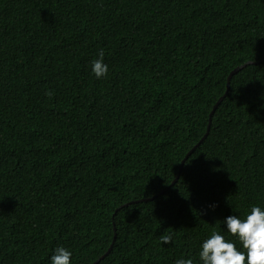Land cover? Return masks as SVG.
I'll return each mask as SVG.
<instances>
[{"label": "trees", "instance_id": "1", "mask_svg": "<svg viewBox=\"0 0 264 264\" xmlns=\"http://www.w3.org/2000/svg\"><path fill=\"white\" fill-rule=\"evenodd\" d=\"M263 57L264 0H0V264H94L114 228L98 264H202L214 230L242 249L224 221L264 208V61L171 184Z\"/></svg>", "mask_w": 264, "mask_h": 264}, {"label": "clouds", "instance_id": "2", "mask_svg": "<svg viewBox=\"0 0 264 264\" xmlns=\"http://www.w3.org/2000/svg\"><path fill=\"white\" fill-rule=\"evenodd\" d=\"M108 71V66L104 63V52L101 50L98 58L92 62V72L99 79L106 77ZM47 94L52 95L51 92ZM224 223L226 230L238 238L242 249L221 232L214 230L202 242L199 252L202 264H264V208L254 205L245 218L230 215ZM160 240L164 244L172 243V233L165 231ZM71 257V251L62 246L57 247L51 256V264H72ZM175 264H193V259H178Z\"/></svg>", "mask_w": 264, "mask_h": 264}, {"label": "water", "instance_id": "3", "mask_svg": "<svg viewBox=\"0 0 264 264\" xmlns=\"http://www.w3.org/2000/svg\"><path fill=\"white\" fill-rule=\"evenodd\" d=\"M264 61V57L260 60V61H258V62H256V61H250V62H247V63H245V64H243V65H241V66H239V67H236L234 70H232V72H230V74H229V76H228V78H227V88H226V92L224 93V95H222L218 100H217V102L214 104V106H213V108H212V110H211V112H210V115H209V120H208V126H207V130H206V133L202 136V138L199 140V142L186 154V156H185V158L182 160V162H181V165H180V168H179V172H178V174H177V176H176V178L173 180V182H172V184L171 185H173V184H175L177 181H178V179H179V176H180V173H181V171H182V168H183V166H184V164H185V161L190 157V155L196 150V148H198L201 144H202V142L203 141H205V139L208 137V135H209V132H210V127H211V123H212V118H213V115H214V113H215V111L217 110V108H218V106L221 104V102L224 100V98L226 97V95H227V93H228V91H229V89H230V81H231V78L235 75V74H237L239 71H241L243 68H245L247 65H257V64H260L261 62H263ZM168 188H166V189H164L162 192H160L159 194H157V195H155V196H153L152 198H145V199H140V200H135V201H132V202H129V203H126V204H124L123 206H121L120 208H118V210L119 209H122V208H125V207H128V206H130V205H132V204H136V203H141V202H147V201H149V200H153V199H155L156 197H158L159 195H161L162 193H164L166 190H167ZM114 232H115V234H114V239H113V242H112V244H111V246L109 247V249L107 250V252L104 254V255H102L94 264H98L101 260H103L107 255H109V253L111 252V250H112V248H113V245H114V243H115V240H116V229L114 228Z\"/></svg>", "mask_w": 264, "mask_h": 264}]
</instances>
